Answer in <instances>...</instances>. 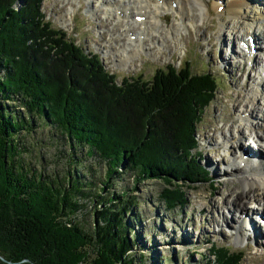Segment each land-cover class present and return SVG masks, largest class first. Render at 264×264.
<instances>
[{"label": "trees", "instance_id": "trees-1", "mask_svg": "<svg viewBox=\"0 0 264 264\" xmlns=\"http://www.w3.org/2000/svg\"><path fill=\"white\" fill-rule=\"evenodd\" d=\"M18 1L0 0V257L7 261L0 264H133L135 245L122 215L137 198L106 204L97 215L102 224L84 232L69 217L84 207L77 198L88 197L83 181L17 169L18 134L33 128L34 119L46 120L73 147L105 163L108 181L122 169L136 183L161 180L157 199L164 209L184 210L185 187L208 175L195 155L197 125L219 82L186 63L158 69L149 81L119 84L98 54L46 20L43 0H25L16 10ZM6 102H16L31 119ZM207 244L208 264H244V252Z\"/></svg>", "mask_w": 264, "mask_h": 264}, {"label": "rangeland", "instance_id": "rangeland-1", "mask_svg": "<svg viewBox=\"0 0 264 264\" xmlns=\"http://www.w3.org/2000/svg\"><path fill=\"white\" fill-rule=\"evenodd\" d=\"M24 1L21 3L19 0L15 9L20 10ZM205 1L209 3L210 16L205 14V7L197 4V0H187L183 1L186 13L183 17L179 14L182 11L180 5L156 17L161 20L159 25L162 30L154 36L150 33V38L145 37V51L130 49L135 55L128 61H125L123 51L128 46L129 35L141 31V25L129 31L127 24L131 23L107 15L97 0L42 2L46 20H50L54 28L67 32L87 53L98 54L105 68L116 75L119 84L125 79L149 81L158 69L169 66L180 68L186 63H189L193 73H212L219 82L215 100L205 109L197 125L199 148L195 155L208 175L201 177L203 182L190 183L185 187L189 201L184 210L168 212L164 209L157 199L165 187L161 180L149 179L136 183L134 175L122 169L119 175L108 181L105 163L97 157L88 156L87 148L73 147L68 137L48 125L46 120L34 119L33 128L21 130L18 134L17 169L21 166L24 171H29V175L36 173L37 178L47 180L68 179L70 174H75L83 181V192L88 197L77 198L78 205L84 207L69 217L84 232L92 233L102 224L97 215L106 204L112 206L118 199L137 198L136 204H130L129 210L122 215L129 228L128 237L135 245L130 252L133 264H208L207 243L211 241L233 252H244V264H264V223L260 222L261 234L257 238L253 237L254 234L248 238L244 231L241 232L242 236L239 234L238 225L245 216L241 213V207H249L251 203L242 194L249 192L250 196L253 195L244 179L253 176L250 169L246 171L247 165L237 163L240 153L229 149L230 145L239 144V147L258 152L264 157V152L258 149L252 137L240 141V136L236 135L241 130L245 137L250 136L245 126L246 123L250 124L244 117L243 120L241 118L245 108L238 107L237 102L242 97L243 105L249 103L250 90L254 87V62L244 63L243 54L240 53L243 59L238 58L237 50L232 45L241 35L236 21L229 16H218L212 10L210 2L216 0ZM223 1L218 0L220 3ZM192 19L195 20V27L189 24ZM223 24L232 27L233 35L232 31L230 34L223 29ZM175 29L179 31L175 32ZM227 40L231 45L223 43ZM262 98L259 95L255 107L249 106V109L254 108L255 112L258 111L256 113L261 114L259 111L264 109ZM3 105L21 113L26 120L31 119L16 102ZM252 121L259 122V125L262 123L261 117ZM236 167L240 170L234 171ZM66 182L63 181L64 185ZM88 183L92 186H87ZM244 201H247L246 206H242ZM252 206L254 210L258 209V214L254 211L258 218L263 216L260 210L264 207L260 202L256 201ZM248 218L253 220L250 215ZM0 259L3 261L4 258Z\"/></svg>", "mask_w": 264, "mask_h": 264}, {"label": "bare ground", "instance_id": "bare-ground-1", "mask_svg": "<svg viewBox=\"0 0 264 264\" xmlns=\"http://www.w3.org/2000/svg\"><path fill=\"white\" fill-rule=\"evenodd\" d=\"M100 8L103 9L107 15L113 16L114 19L118 21H125L127 23V29L129 31H133V29L139 25L142 26L141 31L136 32L135 34L129 35V42L126 49L123 51L125 53V61H128L135 54L130 52V49L136 48L145 51V37L150 38V33L157 34L161 28V20L156 19V17L161 16L162 14H166L175 10L176 6L180 5L182 11L179 13L182 17L186 15L185 7L183 5V1L187 0H97ZM212 3V4H211ZM197 4L205 7L207 16H210V9L208 7L207 1L205 0H197ZM212 10L214 9L219 15L218 16H229L236 21V24L239 26V31L241 33L240 37H238L237 43L232 44L234 48H236V54H238V58L243 59L244 63L254 62L252 65V71L254 74V87L250 90V98L249 103L247 105H243V100L241 97V101L237 102L238 107H244L243 117L248 120L245 126L247 127L251 136L255 135L257 137L254 144L258 145V149H261L264 152V109H259L261 114L255 112L254 108H250L249 106L255 107V102L259 95H262V106H264V0H224L223 3L218 2H210ZM177 11V10H176ZM220 20L221 17H219ZM194 19L189 22L193 27H195ZM185 25V20H184ZM226 24V23H225ZM67 26V24H64ZM183 25V26H184ZM186 26V25H185ZM223 29H226L227 32L231 34L232 27H226V25H222ZM180 28V25H179ZM196 28L199 26L196 25ZM174 29V28H173ZM128 31V32H129ZM179 29H175V32H178ZM233 35V31H232ZM162 38V36H161ZM221 38V37H220ZM262 42V43H261ZM229 43V40L223 42ZM222 43V44H223ZM242 48V49H241ZM254 50V51H253ZM260 52V53H259ZM137 53V52H136ZM240 53L243 54V58L240 57ZM139 54V52H138ZM253 59V60H252ZM259 59V61H258ZM246 60V61H245ZM256 63V64H255ZM255 64V65H254ZM160 97V96H159ZM236 105V106H237ZM259 117L262 119L261 125L259 122H253L252 120H257ZM240 120V119H239ZM241 120V121H242ZM244 122V121H243ZM238 134V135H237ZM237 136H240V141L244 138H250L251 136L245 137L242 134L241 130H238L236 133ZM236 136V137H237ZM236 139V138H235ZM239 141V142H240ZM236 144V143H235ZM241 144V143H240ZM252 144V143H250ZM230 145L229 149L235 151L236 153H240V156L237 158L239 162L244 165H247L246 171L250 169V175L253 177L248 179L245 178L244 182L246 187H250L253 194L250 196L249 192H244L242 196L248 197L251 201L249 202V207H241L242 212L244 213V219L241 224L238 225L239 234L242 236L243 234L250 236L252 234L253 237L257 238L258 234H261V230L259 227L262 225L259 223L260 221L264 223V209L260 210L263 216H259L260 220L256 213L254 212V208L252 206L256 201L260 202L264 207V157L261 156L260 153L251 151L249 149H243L239 147V144ZM250 163V164H247ZM251 165V167H249ZM239 167H236L234 171H239ZM247 176V175H246ZM254 189V190H253ZM263 191H262V190ZM239 201H242L238 198ZM247 201L242 202V206H246ZM259 211V212H260ZM252 212L251 214H249ZM252 214H255L253 216ZM250 217L254 220L251 221ZM258 219V220H257ZM258 229V230H257ZM246 232V233H245Z\"/></svg>", "mask_w": 264, "mask_h": 264}, {"label": "water", "instance_id": "water-1", "mask_svg": "<svg viewBox=\"0 0 264 264\" xmlns=\"http://www.w3.org/2000/svg\"><path fill=\"white\" fill-rule=\"evenodd\" d=\"M23 2V0H21V3ZM3 261H6L5 259H3ZM26 262H28L29 260H25ZM7 262V261H6Z\"/></svg>", "mask_w": 264, "mask_h": 264}]
</instances>
